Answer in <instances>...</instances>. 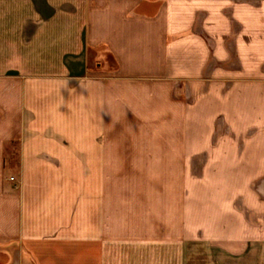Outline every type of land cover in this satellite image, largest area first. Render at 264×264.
<instances>
[{
    "label": "crops",
    "instance_id": "1",
    "mask_svg": "<svg viewBox=\"0 0 264 264\" xmlns=\"http://www.w3.org/2000/svg\"><path fill=\"white\" fill-rule=\"evenodd\" d=\"M0 264H264V0H0Z\"/></svg>",
    "mask_w": 264,
    "mask_h": 264
}]
</instances>
